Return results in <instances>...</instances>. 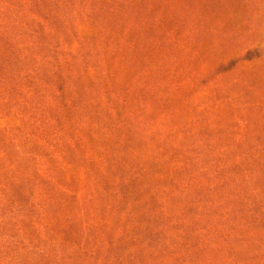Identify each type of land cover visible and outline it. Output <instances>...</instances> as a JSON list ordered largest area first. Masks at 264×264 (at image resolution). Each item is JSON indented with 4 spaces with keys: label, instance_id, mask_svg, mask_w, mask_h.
Returning <instances> with one entry per match:
<instances>
[{
    "label": "rangeland",
    "instance_id": "rangeland-1",
    "mask_svg": "<svg viewBox=\"0 0 264 264\" xmlns=\"http://www.w3.org/2000/svg\"><path fill=\"white\" fill-rule=\"evenodd\" d=\"M0 35L26 263L264 264V0H0Z\"/></svg>",
    "mask_w": 264,
    "mask_h": 264
},
{
    "label": "trees",
    "instance_id": "trees-1",
    "mask_svg": "<svg viewBox=\"0 0 264 264\" xmlns=\"http://www.w3.org/2000/svg\"><path fill=\"white\" fill-rule=\"evenodd\" d=\"M118 6H120V8H121L120 9V13H121V10H122L123 7H125V4L123 2H121ZM136 9H133L132 11H135ZM142 10L144 12H147L148 9L142 8ZM28 12H30V11L28 10ZM100 16L102 17V20L104 19L103 23L105 25V31L110 33V35H116V31L118 33L119 28H123L124 24L128 26L129 23H131L132 26H135V22L137 21V19L140 18V16H134L133 15V17L135 18L134 22L130 21V19H129V21L128 20L123 21L124 24H121L120 20H118V19H120V17H118V19H117V14L113 10H112V12H110L108 10H107V12L103 11L100 14ZM104 16H105V18H103ZM97 19H98V15L95 14L94 17H93V20L97 21ZM98 23H101V22H98ZM146 27H147V25L142 24V25H140L138 27V29H139V31H142ZM131 31H133V30H131ZM168 33H169V31H165V37H166V35H169ZM118 35L120 37V36H122V33L120 32V33H118ZM127 42L128 41H124L123 40L122 46L125 47L127 45ZM147 42H146V39H145V41L143 43H141V41L136 43L135 44V51L132 53V55H135V54L138 53V51H136V49L138 47V44L141 43L140 45L143 46V50L141 51V53L139 52V54L145 56L147 54V52H148L147 49L152 45V44L148 45ZM162 48H164V45H161L159 47V49H162ZM167 53L168 52H166V50H165V53L162 55V59H161L162 61L165 60L167 57H169V55ZM13 54H14V52H13V49L11 48V46H6L3 43L2 37L0 35V85H3V83L10 82V81L12 83L14 78H15V71H16L15 69H16V67H15V65L13 63V61H14ZM246 57L248 58L249 54L246 55L245 58ZM140 66H141V68L143 67L142 64ZM54 74H57V73H54V71H52L51 75H49V76L48 75H44V76L46 77V79L49 82H52ZM23 79L27 80L26 77H24ZM27 92H29V93L32 92L30 82L27 85ZM60 92H63L62 87L60 89ZM36 93H37V91H36ZM120 95H119V97H121ZM32 98H36V97L33 96ZM112 100H113V97H112ZM28 103L30 104V101H28ZM33 103L34 102H32L31 105ZM116 105L117 106H114V108H115L117 117L121 118L123 116V112L121 111L119 103H116ZM14 118H16V117H14ZM122 120H125V119H122ZM122 120L119 121L118 119H116L117 122H114V124L120 123V122H122ZM126 121L127 120H125V123H124L123 126L126 125ZM13 136L14 137L11 138L9 132L6 131V128H4L0 132L1 154H3V160L5 159L4 162L7 161L9 163L8 166L10 168L9 169L7 168L6 171L9 170L8 172H10V173H12L14 171V168H15L14 165L15 164L12 163L13 161H12V159H10L11 158L10 156H11L12 153L8 152V148L15 147V145L17 143L19 144L20 140L21 141L23 140L21 133H19V135L15 134ZM17 154H18V152H16V155ZM21 158L25 159V156H21ZM0 168L4 169L3 167H0ZM13 175H14V173L11 174V177H10L11 180L9 181L10 178H8L6 176V174H4V172L0 170V188L5 189L6 186L10 187V185H8L6 183L18 184V183H15L12 180V179L16 178V176H13ZM2 182L5 183V184H3ZM19 188H20V186L15 187V189H19ZM15 211L16 210H14L12 208H11V210H9L8 206H3L2 208H0V216H1L0 217V264H30V263H26V259H24L23 255H25V253L27 251L31 253L32 248H30V246L24 247V245L21 242L17 241L15 235H13V234L17 233V231H19V229L16 228V227H12L9 224H7L9 215L11 217H13L14 215H16ZM18 213L22 214L23 213V208H21ZM67 232H69V231H66V233ZM77 248L78 247L76 245V247L73 248V250H74L73 253H75L77 251ZM33 253H35V252H33ZM80 256L85 258V259H91L88 253H86L84 255H80ZM104 257H105V261H104L105 264H121V261L113 259L111 251H105L104 252ZM83 258H81V261L83 260ZM76 261H77V259H76ZM76 261H74L73 255H68L66 257V259L61 258L60 261H59V264H76ZM175 262L181 264V262L178 261V260H175Z\"/></svg>",
    "mask_w": 264,
    "mask_h": 264
}]
</instances>
